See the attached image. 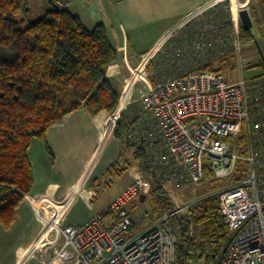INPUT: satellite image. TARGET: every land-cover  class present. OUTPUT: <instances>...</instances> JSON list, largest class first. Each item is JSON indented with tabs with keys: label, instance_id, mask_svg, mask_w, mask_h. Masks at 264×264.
Wrapping results in <instances>:
<instances>
[{
	"label": "built area",
	"instance_id": "2783aa9c",
	"mask_svg": "<svg viewBox=\"0 0 264 264\" xmlns=\"http://www.w3.org/2000/svg\"><path fill=\"white\" fill-rule=\"evenodd\" d=\"M67 5L58 1L54 8L63 11ZM219 6L229 12L223 36L216 38V30L205 25L191 43L200 62L182 68L178 75L155 76L154 82L147 76L135 81L130 97L139 92L136 101L143 116L130 126L126 137L143 153L142 168L103 213L80 226L62 225L69 200L24 196L44 222L39 245L53 250L52 260L71 264H175L176 248L185 238L182 231L186 228L190 238L194 233L190 209L201 200L180 204L174 191L202 185L207 179L229 177L241 164L242 176L217 195L222 222L229 232L218 264H264V73L229 82L222 72L203 70L210 54L223 57L227 48L243 70L245 41L239 13L251 9L250 0L205 3L170 29L160 51L165 54L163 46L173 34ZM186 51L177 48L169 62L180 65ZM150 63L152 59L143 67V75H147ZM125 108L117 116V108L108 115L114 118V126ZM240 136L243 142L239 145ZM206 173L211 176L206 178ZM153 188L164 193L173 207L136 235V220L127 206ZM144 218L143 214L140 221ZM183 264H204V260L191 259Z\"/></svg>",
	"mask_w": 264,
	"mask_h": 264
},
{
	"label": "crops",
	"instance_id": "0c3cea01",
	"mask_svg": "<svg viewBox=\"0 0 264 264\" xmlns=\"http://www.w3.org/2000/svg\"><path fill=\"white\" fill-rule=\"evenodd\" d=\"M58 1H66V11L79 18L87 30L98 25L104 27L110 44L118 53V60L108 68L107 77L120 95L117 109L120 113L129 101L135 81L144 79L143 67L149 60H153V75H178L182 68L189 69L195 62H200L191 50L196 34L205 25H210L217 32L216 38H221L223 27L229 21V12L222 6L216 7L173 34L163 46L165 54H162L160 45L170 29L211 0H29V14L44 17ZM260 1L264 0H250L248 13L254 38L245 42L249 48L247 46L244 57L251 59L248 67L264 58V37L259 33L261 29L264 34V23L256 25L250 15L252 9H258ZM177 48L188 51L180 65L169 62ZM225 52L223 57L210 54L206 59L207 66L216 69L214 66L220 64V68L223 59L235 56L229 48ZM133 102L136 99L131 98L123 111L126 123L130 125L143 116L140 111L130 120L127 118L126 112ZM114 131V118H109L108 114L102 112L91 116L86 109H78L51 126L44 141L32 142L28 151L32 188L28 195L53 201L69 200L62 225L80 226L103 213L107 207L98 212L91 207L102 187L128 169L129 175L118 196L131 182L135 171L141 169L135 149L125 147ZM116 165L120 172L109 175L108 171ZM44 229V222L23 201L11 227L6 229L0 225V264H30L36 254H39L35 259L37 264H53L58 260H52L53 250L39 245Z\"/></svg>",
	"mask_w": 264,
	"mask_h": 264
},
{
	"label": "trees",
	"instance_id": "16d2710c",
	"mask_svg": "<svg viewBox=\"0 0 264 264\" xmlns=\"http://www.w3.org/2000/svg\"><path fill=\"white\" fill-rule=\"evenodd\" d=\"M28 15L29 0H0V225L6 229L32 188L28 160L32 142L44 141L51 126L78 109H86L91 116L111 115L120 98L107 77L118 53L103 26L87 30L79 18L55 8L38 20H29ZM250 15L256 25L264 23V1ZM240 33L245 42L253 41L251 28L241 25ZM232 59H223L218 69L208 65L203 70L223 73ZM253 67L264 73V58L248 69ZM130 126L122 114L114 135L125 147L135 149L142 168L143 153L126 137ZM239 141L243 142V136ZM119 172L116 165L108 174ZM151 192L159 194L163 212L173 207L160 190ZM189 216L194 233L190 238L186 228L182 231L185 238L176 248L175 264L191 259L218 264L229 237L218 196L193 205Z\"/></svg>",
	"mask_w": 264,
	"mask_h": 264
},
{
	"label": "rangeland",
	"instance_id": "374dc122",
	"mask_svg": "<svg viewBox=\"0 0 264 264\" xmlns=\"http://www.w3.org/2000/svg\"><path fill=\"white\" fill-rule=\"evenodd\" d=\"M40 18H42V17H39L38 15H36L32 12L28 15L29 20H38ZM258 38H259V36H258ZM250 45H252V44H250ZM247 46L249 48V44H247V43H245L243 45V57H242L243 60H242V62L244 64V67H246L243 72L241 71L239 60L237 57L235 58V56L232 59L233 61L230 60L228 62V64H231V65H229L228 67L225 66L226 68L224 67L223 73L226 75L229 82H236L242 78H250V77L254 76L255 74L261 73L262 69L259 67H253V68L248 69L249 68L248 65L251 62V59L244 57L246 52H247V50H246ZM219 65L220 64L215 65L214 67L217 69L219 67ZM221 66H222V64H221ZM153 73H154L153 69L152 70L150 69L149 75H145V73H144V77L147 76L145 78L150 80L151 77L154 78V76H155V75H153ZM138 95H139V92L136 91L131 95L130 99L131 98L137 99ZM133 103L134 104L131 105L128 108V111L126 112V114L128 116L127 118L129 120L131 119V116H133V114L136 115L137 113H139L141 111L140 103L137 101L133 102ZM119 104H118V106H119ZM117 109H118V107H117ZM117 109H116L114 115L117 114L116 113V112H118ZM119 114H120V111L118 112L117 115H119ZM240 144H241V141H239V145ZM128 150H130V149H128ZM128 152L129 151H127V153ZM242 166L243 165L239 164L237 169L233 172V175H231L229 177H225V178H221V179H217V180L207 179V181L205 183H203L202 185H193L190 187L176 189L174 191V197L176 198L178 203L185 204V203H190L193 201L204 200L207 197L217 196L218 193L222 189L233 185L242 176L241 175V170H243ZM127 175H129L128 169L124 170L123 173L120 176H118L117 178H112L111 183L108 182L107 185H104L102 187V189L100 190V192L95 197V199L93 200L91 207H93V209L97 212L100 210H104L107 207V205L109 204V202H111L117 196V194L120 192L123 184L125 183ZM210 176H211V174H209V173H206V175H205L206 178H209ZM161 203H162V201H161L159 194L151 192V193H148L145 195L144 201H140L139 199H136V200H134L128 204L127 210L132 215V217L136 220V225H135V228L133 230L134 234L137 235V234L141 233L147 227L151 226L152 224H154L159 219V217L162 215V212H163ZM77 206H78V204H77ZM143 214L145 215V218L142 221H140V218ZM109 216H111V215H109ZM38 258H39V254H36V257L31 258L30 264H37V260H35V259H38ZM53 264H71V263L64 261V260H61V259H58Z\"/></svg>",
	"mask_w": 264,
	"mask_h": 264
},
{
	"label": "water",
	"instance_id": "95a60500",
	"mask_svg": "<svg viewBox=\"0 0 264 264\" xmlns=\"http://www.w3.org/2000/svg\"><path fill=\"white\" fill-rule=\"evenodd\" d=\"M240 21L241 24L244 28H251L252 27V22L249 16V13L246 10H242L239 13ZM145 195H141L140 201H144Z\"/></svg>",
	"mask_w": 264,
	"mask_h": 264
},
{
	"label": "bare ground",
	"instance_id": "6f19581e",
	"mask_svg": "<svg viewBox=\"0 0 264 264\" xmlns=\"http://www.w3.org/2000/svg\"><path fill=\"white\" fill-rule=\"evenodd\" d=\"M124 94H127V91H126ZM124 97H126V96H124ZM116 113L118 114V112H116ZM117 114H116V115H117Z\"/></svg>",
	"mask_w": 264,
	"mask_h": 264
}]
</instances>
